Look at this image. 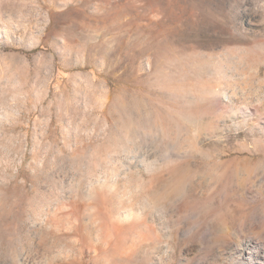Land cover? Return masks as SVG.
I'll return each instance as SVG.
<instances>
[{
    "label": "rangeland",
    "instance_id": "1",
    "mask_svg": "<svg viewBox=\"0 0 264 264\" xmlns=\"http://www.w3.org/2000/svg\"><path fill=\"white\" fill-rule=\"evenodd\" d=\"M0 264H264V0H0Z\"/></svg>",
    "mask_w": 264,
    "mask_h": 264
}]
</instances>
